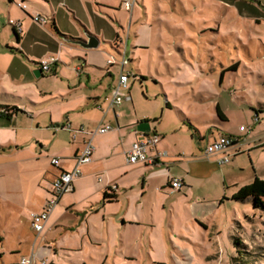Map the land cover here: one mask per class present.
I'll list each match as a JSON object with an SVG mask.
<instances>
[{
	"label": "rangeland",
	"instance_id": "obj_1",
	"mask_svg": "<svg viewBox=\"0 0 264 264\" xmlns=\"http://www.w3.org/2000/svg\"><path fill=\"white\" fill-rule=\"evenodd\" d=\"M139 1L131 15L121 8V0H105L115 9L107 12L112 27L89 11L78 21L74 19L70 25L73 29H65L69 33L58 29L64 36L77 38L74 34H80L84 30L82 27L89 26L94 28L86 29L92 35L99 38L97 32H106L105 39H111V42L115 40L117 30L124 45L129 43L133 61L127 65L125 73L131 74L127 94H131L133 102L117 106L116 113L127 107L139 115L156 116L155 126L165 135L171 153L187 154L186 149L195 151L200 144L206 146V135L211 129L236 133L241 125L263 138L255 147L264 146V115L258 124L253 119L251 107L254 104L258 109V103H264V22L256 24L252 20L238 19L234 12L224 18L216 7L220 3L212 0ZM14 7L20 11L17 4ZM158 8L162 11L158 12ZM100 27L105 29H98ZM3 30L0 40L4 46L16 48L11 39L12 27L7 25ZM38 34L39 38L47 40L34 43L33 49L41 53L67 44L61 39V43H55L45 32ZM136 34L142 43L133 51ZM101 40L108 53L111 47ZM67 45L76 46L75 43ZM13 57L9 50L0 53V78L7 72L3 67L10 65ZM238 60L242 63L237 71L226 72L222 79V71ZM44 61L51 59L40 58L37 62ZM61 62L65 65L59 64L56 75L52 72L46 76L48 79L36 80L40 89L68 87L69 82L66 79L62 82V79L76 75L78 63L71 57ZM120 69L114 68L118 77ZM52 77H56V83ZM19 83L27 81L22 78ZM53 102V113L57 116L62 111L58 107L61 97ZM217 104L229 122L222 123L218 119ZM116 113L108 112V120L113 118L115 121ZM124 122L119 119L120 125ZM88 130L95 131L96 128L91 126ZM123 144L118 139L115 145L122 147ZM240 159L245 162L246 169L229 175L227 182L219 172L207 179L198 178L193 181L189 195L184 190H146L141 186V177L123 173L121 182L128 188L125 201L107 209L110 213L123 209L128 218L138 217L141 225L129 230H138L139 234L131 241L125 240L126 248L121 247L120 236H114L109 250L97 251L94 263L89 258L86 260L90 264H264V209H254L251 200L234 201V192L239 185L231 183L237 180L240 186H245L256 176L264 179V148L251 156L245 153ZM119 161L120 157L115 156L113 163ZM206 164L207 170L211 171L212 166L207 161ZM134 184L137 186L132 189ZM1 217L0 264H13L18 260L11 252L16 241L11 227L6 235L3 232L6 228L1 226L4 220ZM126 249L129 252L123 254ZM49 253L43 258L50 264H57L56 258ZM131 255L132 261L127 259Z\"/></svg>",
	"mask_w": 264,
	"mask_h": 264
},
{
	"label": "crops",
	"instance_id": "obj_2",
	"mask_svg": "<svg viewBox=\"0 0 264 264\" xmlns=\"http://www.w3.org/2000/svg\"><path fill=\"white\" fill-rule=\"evenodd\" d=\"M125 1L121 0V8H125L123 5ZM212 1L220 3L216 7L224 18L235 13L234 16L238 19L252 20L256 24L264 22V0ZM20 2L26 4V10L18 6ZM139 2L136 0L131 11L126 8L125 10L133 15ZM14 4H17L20 11L14 7ZM112 10L115 9L105 0H0V34L3 29H7V25H10L9 20L19 22L22 27V31L17 33L18 40L14 32L15 27L10 25L13 29L11 39L16 43V48H10L7 44L4 46L0 40V53L9 50L14 55L12 63L3 67L7 72H4L0 78V109L3 107L18 109L17 113L11 116L0 114V217L3 216L4 219L1 226L6 228L3 230L5 235L11 227L12 237L16 241L11 252L18 257V260L13 264H20L22 258L33 256L34 264H50L47 258H43L49 255V252L56 258L57 264H90L86 260L88 258L94 263L97 251L109 250L114 236V238L120 236L121 247L126 248L125 240L131 241L139 234L138 230H135L136 226L141 225L138 222L139 218L135 216L128 218L123 209L116 213H110L107 209L112 204L119 205L123 200L125 201L128 188L121 182L123 173L136 174L139 179L141 177V186L146 190L154 188L176 192L171 188V181L179 179L183 182V187L177 192L184 190V193L189 195L194 180L207 179L219 172L227 182L229 175L237 170L246 169L245 162L240 159L243 154L248 153L251 156L252 153L260 152L264 148V146L255 147L258 142L263 141V138L252 129L242 132L240 128L243 125H241L236 133L213 127L217 131L212 129L208 131L206 146L200 144L195 151L186 149L187 154L171 153L169 145L164 140L165 135L155 126L158 119L153 114L139 115L126 107L117 113L119 117H115V121L113 118L108 120V112L113 111L114 114L117 112V106L111 107L110 103L121 73L126 74L127 66L122 70L119 64L115 63L106 68V62L111 57L120 59L125 51L131 63L133 60L130 58L129 43L124 45L123 38L115 30L113 42L111 39L109 41L105 39L106 32H97L96 35L100 40L97 49L89 50L77 44L68 46V43L72 44L75 40L86 39L87 34H91L86 29L94 28L82 27L84 30L80 34H74L77 38L64 36L58 29L69 33L65 29H73L70 25L74 19L78 21L82 14H88L89 11L99 21L110 25L107 12ZM160 11L162 10L158 8V12ZM33 15L48 17L51 22L47 25L38 24L33 21ZM39 32L48 34L55 43H61L62 40L67 44H60V47L56 46L52 51L41 53L33 49L36 45L34 43L47 41L39 38ZM117 37H120L121 42L116 45ZM101 38L105 39L103 41L105 45L111 47L108 53L105 51L107 48L102 45ZM141 43V37L136 34L132 44L133 51L138 50V45ZM45 57L56 61L52 68L55 75L59 64L65 65L61 61H65L67 57L77 60V74L72 78L62 79V82L64 79L69 82L68 87L51 90L39 88L36 80L48 79L46 76L52 73L42 71L38 78L33 73L35 69H41V63L37 61ZM119 59L116 58L117 61ZM239 63L241 64L242 61L238 60L234 65L239 67ZM116 67L121 68L119 77L114 73ZM229 71L226 69L222 73L225 75ZM22 78L27 83L20 84ZM52 81L56 83V77H52ZM127 91L124 94H127ZM22 93L26 94L22 95ZM59 96L61 102H58V107L62 111L56 116L53 113L55 103L53 101H58ZM73 101L74 105H72ZM124 102H133V98ZM258 105V109L254 104H251V107L253 119L259 117L257 123L260 124L264 115V103L259 102ZM223 113L226 115L224 111ZM119 119H124L125 122L120 125ZM107 125L113 129L105 134H97L93 138V145L94 141L96 145H94L92 161L81 167L82 174L74 181L73 192L61 198L49 218L45 231L39 235L32 226V214L44 210L50 197L48 189L51 183L61 173L75 167V157L84 148L86 141L91 139L89 132L93 131L88 130L89 127L95 126L97 130L100 126ZM149 135L160 136L158 151L166 152L167 158L158 165L128 164L125 161L128 149L134 142ZM221 135L241 139L236 148L239 150L238 154L226 165H219V156L207 158L204 154L208 144ZM118 139L124 143L122 147L115 145ZM115 156L120 157L117 163H113ZM54 157L59 159L57 166L51 163ZM206 161L212 166L211 171L207 170ZM231 183L239 185L237 190L242 187L237 180ZM136 186L137 184H134L132 189ZM114 187H116L115 192L108 191ZM106 192L115 198L106 201ZM133 227L134 230H129ZM116 232H119V235ZM127 252L128 249L122 251L123 254ZM38 258L42 260L38 261ZM132 258L133 255L127 257L131 261L134 260Z\"/></svg>",
	"mask_w": 264,
	"mask_h": 264
},
{
	"label": "built area",
	"instance_id": "obj_3",
	"mask_svg": "<svg viewBox=\"0 0 264 264\" xmlns=\"http://www.w3.org/2000/svg\"><path fill=\"white\" fill-rule=\"evenodd\" d=\"M252 2H258L259 0H250ZM136 3V0H126L124 2V7L131 11ZM18 6L22 10H26V4L24 2L18 3ZM32 19L34 22L47 25L51 22V19L42 15H33ZM9 24L15 27L16 33L22 31L21 24L14 20H9ZM55 60L51 59L49 62H42L41 69L45 73L52 72V66L55 65ZM118 63L122 70L129 64V57L127 56L126 52L124 51L119 61L116 60L115 57H111L108 61L109 65H113ZM131 75L130 73H121L119 83L117 84L116 88L113 92V98L111 100L110 106H118L121 105L124 101H131L130 94H124L125 91L129 90V79ZM5 110H1V113H5ZM119 117V114L116 113V118ZM259 120L258 117L255 118L257 122ZM113 128L109 125L107 126H100L96 131L89 132L91 135V139L86 141L84 148L80 151V153L75 157L76 165L75 167L70 170L61 173L56 179L53 180L51 183L48 193L49 199L44 210L40 213H33L32 214V226L36 233L39 235L42 234L47 226L49 218L55 208L57 207L61 198L69 193H72L74 190V181L81 176V167L83 165L89 164L92 161L93 154H94V145H93V138L97 134H105L111 131ZM242 132L246 131L247 128L242 126L240 128ZM160 136L159 135H149L145 138L134 142L131 147L126 152V161L128 164H144V165H158L162 162L163 158L167 156V153H163L158 151V144L160 143ZM239 137H233L229 135H221L213 142L208 144L205 149V156L207 158H211L213 156H219L218 163L219 165H226L231 162L232 158L235 157L239 150H236L238 147V143L240 142ZM52 165L57 166L59 163V159L54 157L51 160ZM183 187V182L179 179L171 181V188L174 191H179ZM116 190V187L113 188ZM35 257L31 258H22L20 264H34Z\"/></svg>",
	"mask_w": 264,
	"mask_h": 264
},
{
	"label": "trees",
	"instance_id": "obj_4",
	"mask_svg": "<svg viewBox=\"0 0 264 264\" xmlns=\"http://www.w3.org/2000/svg\"><path fill=\"white\" fill-rule=\"evenodd\" d=\"M54 27H55V25H54ZM14 32H15L16 38L19 40V35L16 33L15 30H14ZM120 42H121L120 37H117L116 45L120 44ZM237 68H238V65H234V66L230 67L228 70L234 71V70H237ZM223 75H224V73H222V78H223ZM1 110H5L6 112L1 113ZM17 111H18V109H16V108L11 109L9 107H3L0 109V114L6 115V116H11V115L17 113ZM216 114H217L218 119L221 122H227L228 121V118L223 113V111L221 110L219 105L216 106ZM108 191H114L115 192L116 190L110 188V189H108ZM112 197L115 198V196H109L106 192V195H105L106 201L110 200V198H112ZM233 200L237 201V202H245L247 200H251L254 209H264V179H260V178L256 177L252 183L240 187L237 190V192L234 194Z\"/></svg>",
	"mask_w": 264,
	"mask_h": 264
},
{
	"label": "water",
	"instance_id": "obj_5",
	"mask_svg": "<svg viewBox=\"0 0 264 264\" xmlns=\"http://www.w3.org/2000/svg\"><path fill=\"white\" fill-rule=\"evenodd\" d=\"M75 44L80 45L81 47L85 48V49H97L100 45V40L91 34H87V38L86 39H78L74 41ZM35 77H40L42 74V69L37 68L33 71Z\"/></svg>",
	"mask_w": 264,
	"mask_h": 264
}]
</instances>
